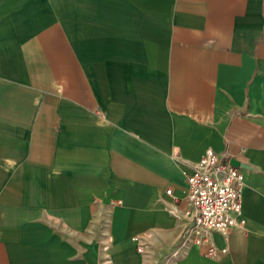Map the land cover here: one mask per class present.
Here are the masks:
<instances>
[{
  "label": "crops",
  "instance_id": "0c3cea01",
  "mask_svg": "<svg viewBox=\"0 0 264 264\" xmlns=\"http://www.w3.org/2000/svg\"><path fill=\"white\" fill-rule=\"evenodd\" d=\"M208 147L227 233L190 223ZM0 264H264V0H0Z\"/></svg>",
  "mask_w": 264,
  "mask_h": 264
},
{
  "label": "built area",
  "instance_id": "2783aa9c",
  "mask_svg": "<svg viewBox=\"0 0 264 264\" xmlns=\"http://www.w3.org/2000/svg\"><path fill=\"white\" fill-rule=\"evenodd\" d=\"M185 176L189 218L193 226L223 233L233 227L245 226L241 196L243 175L239 166L233 165L213 147H208L194 169ZM167 192L171 193V189ZM221 250L226 251V248ZM216 252L217 247L211 245L208 254L213 256Z\"/></svg>",
  "mask_w": 264,
  "mask_h": 264
},
{
  "label": "water",
  "instance_id": "95a60500",
  "mask_svg": "<svg viewBox=\"0 0 264 264\" xmlns=\"http://www.w3.org/2000/svg\"><path fill=\"white\" fill-rule=\"evenodd\" d=\"M230 162H231L233 165H235V166H246L245 163L241 162L240 160H238V159H236V158H234V157L230 158Z\"/></svg>",
  "mask_w": 264,
  "mask_h": 264
}]
</instances>
